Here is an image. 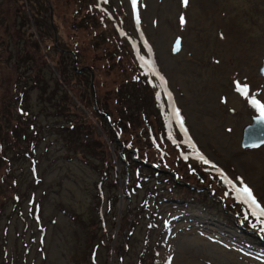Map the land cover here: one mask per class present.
I'll return each mask as SVG.
<instances>
[{"label": "rangeland", "instance_id": "1", "mask_svg": "<svg viewBox=\"0 0 264 264\" xmlns=\"http://www.w3.org/2000/svg\"><path fill=\"white\" fill-rule=\"evenodd\" d=\"M77 1L80 4L49 0L59 41L69 39ZM88 2L102 21L120 12L115 24L103 30L116 32L130 45L155 90L162 131L155 126L146 137L167 151V165L183 170L186 180H195L188 173L193 168L210 170L207 174L213 180L206 188L194 185L193 197L179 198L175 189L165 195L164 172H148L144 166L142 184L126 198L109 182L115 167L105 164L98 171L71 156L55 130H48L37 149L36 173L30 163H22V214L10 202L0 220V264H119L112 248L120 238L122 209L134 219L124 264H137L140 259L144 264H264V224L260 223L264 216L258 220L259 212L244 202L234 186L248 185L264 206V144L246 148L240 144L244 125L260 112L235 84L248 85L249 96L264 102V0H188L187 5L183 0H137L135 7L132 0ZM29 7L32 11L26 12L31 16L25 18L22 0H0V91L9 85L11 89L26 72L21 64L23 37L14 30L41 44L38 59L45 54L60 67L48 3L29 0ZM177 37L180 49L173 52ZM91 42L86 43L83 63L100 65L105 60L94 59ZM69 63L74 64V58ZM42 70L54 87V66ZM106 73L101 67L95 74L109 85L118 79ZM110 87L104 84L101 93ZM36 93V88L28 89L29 109L37 120L45 123L47 118L51 125L53 118L66 121L63 113L51 115L52 103L46 101V108L36 104ZM75 93L83 99L78 90ZM16 106L14 99L10 110ZM175 109L183 117V127ZM146 137L137 138V143L144 144ZM108 144L113 157L118 145ZM95 161L98 165L99 159ZM113 162L116 168L123 165L120 159ZM108 173L110 177L105 176ZM127 176L122 172L124 181ZM107 192L119 193L110 201V209Z\"/></svg>", "mask_w": 264, "mask_h": 264}, {"label": "trees", "instance_id": "2", "mask_svg": "<svg viewBox=\"0 0 264 264\" xmlns=\"http://www.w3.org/2000/svg\"><path fill=\"white\" fill-rule=\"evenodd\" d=\"M46 2L51 16V28L54 30L53 49L54 53L60 54L58 62L60 67L45 54L38 59L36 54L41 44L33 42L26 34L18 32V29L14 30V33L23 37L22 51L24 53L21 55L23 59L21 64L26 72L22 74V79L19 78L12 83L11 89L9 85L7 89L0 91V220L10 202L13 208L22 214L23 192L20 189L21 183L24 182L22 163H30L33 172L36 173L35 158L39 142L45 137L46 131L51 129L59 135L65 151L71 156L78 157L91 166L95 165L98 171L105 164L115 167L116 173H113V176L109 173L105 176H111L110 184L119 188L120 195L126 198L136 186L139 187L142 184L144 175L140 171L144 166L148 172H164L162 175L165 176L164 182L167 189L165 195H170L169 191L172 192L175 189L178 192L176 196L179 198L193 197L191 190L194 189V185L198 188H206L213 180V175L207 174L211 173L210 170L193 168L188 173L195 180H186L183 170L167 165L165 155L167 151L160 144L155 143L154 139L152 141L146 137L152 130H156L155 126L162 131V118L156 104L155 90L144 74L138 56L132 53L130 45L123 43L116 32L107 34L103 30L115 24L120 12H116L117 16L114 18H106L102 21L100 17H97L98 13L89 3L90 1L79 0L80 4L77 1V5L74 6L72 26L68 33L69 39L59 41L58 24L54 18L52 19L53 6L49 0ZM22 6L24 17L29 18L31 14L26 12V10L32 11L29 0H22ZM88 39L92 41L90 45L95 50L96 58L94 59L105 60L100 65L99 63H83L84 49ZM70 58H74L72 65L69 63ZM49 65L56 69V76L51 77L54 86L52 88L42 70ZM101 67L104 71L106 70L107 75H117L118 79L114 78L110 85L106 80L100 79L95 73ZM91 73L95 76L93 80H91ZM76 78L77 81H74ZM104 84L111 87L101 93L100 89ZM29 88L37 90L36 99H34L36 104L46 108L49 106L45 105L46 101L52 103L51 115L63 113L66 121L60 122L59 119L53 118L55 125H51L47 118L45 123L37 120L29 109ZM13 89L15 92L12 94ZM75 90L80 92L79 97L83 99L78 98ZM85 94H87L86 97H84ZM55 95L57 98L53 100ZM14 99L17 100L18 106L16 110H10ZM152 118L156 124L153 123ZM145 137L147 141L144 142V140V144L137 143L139 141L137 138L145 139ZM110 142L117 143L119 148L113 157L109 154L112 151L108 144ZM149 152L153 155H149ZM95 158L99 159L98 165ZM114 159H120L123 165L116 168ZM132 171L136 173H131ZM122 172L128 175L125 181L121 177ZM213 196L216 197L215 194ZM112 198L118 199L119 193H106L109 209L113 206L110 202ZM224 207L226 208L225 204ZM28 212L31 213V211ZM121 212V224L118 229L120 238L113 246L112 252L116 253L118 263L124 264V251L129 245L134 219L129 212L125 215L124 209ZM72 216L75 218L74 215ZM122 223L123 227H121ZM88 231L93 235L96 234L90 227ZM91 253L92 251L87 253V260H91ZM137 264H144V259H140Z\"/></svg>", "mask_w": 264, "mask_h": 264}, {"label": "snow or ice", "instance_id": "3", "mask_svg": "<svg viewBox=\"0 0 264 264\" xmlns=\"http://www.w3.org/2000/svg\"><path fill=\"white\" fill-rule=\"evenodd\" d=\"M107 2V0H105ZM184 4L187 5L188 0H183ZM132 4L135 7L137 4V0H132ZM138 19V16H137ZM183 22V17L181 18ZM163 79V77H161ZM237 86V90L240 91L245 97L249 98V102L260 112V117L264 119V102H262L260 99H257L254 95L249 96V86L248 85H241L239 81L235 82ZM175 115L179 117V109L174 110ZM181 127H183V117H179ZM186 131V129H185ZM195 145L193 144V147ZM187 159V157H185ZM198 158L203 160L205 163H209V161L202 155L199 154ZM242 179V178H241ZM238 191L242 193L244 202L249 204L253 209L259 212V216H257V219L261 216H264V206H262L258 201L256 196L253 194V190L246 184L243 185L242 188H239ZM253 215H256V212H253ZM261 224H264V220H260ZM255 227V225H253ZM264 231V228L261 229Z\"/></svg>", "mask_w": 264, "mask_h": 264}, {"label": "water", "instance_id": "4", "mask_svg": "<svg viewBox=\"0 0 264 264\" xmlns=\"http://www.w3.org/2000/svg\"><path fill=\"white\" fill-rule=\"evenodd\" d=\"M180 49V37H177L172 51L177 52ZM261 73L264 76V66L261 69ZM241 146L246 147H258L264 144V119L257 114L253 117L252 121L245 124L241 135Z\"/></svg>", "mask_w": 264, "mask_h": 264}, {"label": "bare ground", "instance_id": "5", "mask_svg": "<svg viewBox=\"0 0 264 264\" xmlns=\"http://www.w3.org/2000/svg\"><path fill=\"white\" fill-rule=\"evenodd\" d=\"M232 181V180H231ZM236 183V182H235ZM238 185V184H237ZM237 185H234L235 186V188H237V189H239L240 187H238Z\"/></svg>", "mask_w": 264, "mask_h": 264}]
</instances>
